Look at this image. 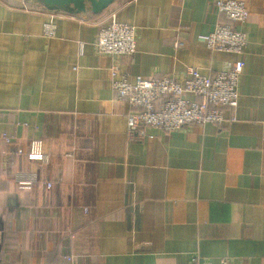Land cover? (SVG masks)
Listing matches in <instances>:
<instances>
[{
  "label": "crops",
  "instance_id": "obj_1",
  "mask_svg": "<svg viewBox=\"0 0 264 264\" xmlns=\"http://www.w3.org/2000/svg\"><path fill=\"white\" fill-rule=\"evenodd\" d=\"M243 1L239 55L205 43L228 21L208 0H116L99 15L0 0V264H264V0ZM113 10L136 27L122 73L182 79L243 59L237 108L220 125L131 140L116 59L95 47ZM34 139L47 163L15 153Z\"/></svg>",
  "mask_w": 264,
  "mask_h": 264
},
{
  "label": "built area",
  "instance_id": "obj_2",
  "mask_svg": "<svg viewBox=\"0 0 264 264\" xmlns=\"http://www.w3.org/2000/svg\"><path fill=\"white\" fill-rule=\"evenodd\" d=\"M226 19L203 36L207 46L214 51L234 52L243 55L249 38L245 30L237 27L247 22L250 10L243 0H208ZM117 11L109 12L106 23L98 33L95 47L99 54L116 59L111 67V79L118 98L126 101L130 111L126 114L128 136L131 140L141 141L152 137L148 130L152 128L173 132L190 124H222L226 120V111L235 110L240 97V80L244 69V60L239 59L228 69L215 75L203 74L198 68L189 67L185 77L163 75L152 78L137 76L131 80L129 75L120 71L117 60L130 56L137 51L136 27L118 19ZM56 25L53 20L45 26V34L53 36ZM232 121L235 116H232ZM8 143H14L12 136L4 135ZM15 153L26 155L29 161L47 163L43 142L30 141L28 150L17 148ZM37 174L18 178L21 188H28L39 181ZM47 188L51 182L45 183ZM193 264H211L195 261ZM218 264H233L223 258Z\"/></svg>",
  "mask_w": 264,
  "mask_h": 264
},
{
  "label": "water",
  "instance_id": "obj_3",
  "mask_svg": "<svg viewBox=\"0 0 264 264\" xmlns=\"http://www.w3.org/2000/svg\"><path fill=\"white\" fill-rule=\"evenodd\" d=\"M49 10L64 11L71 14L99 15L106 11L116 0H26Z\"/></svg>",
  "mask_w": 264,
  "mask_h": 264
}]
</instances>
